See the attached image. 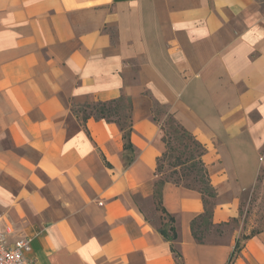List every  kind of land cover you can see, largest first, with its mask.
<instances>
[{
    "label": "crops",
    "instance_id": "crops-1",
    "mask_svg": "<svg viewBox=\"0 0 264 264\" xmlns=\"http://www.w3.org/2000/svg\"><path fill=\"white\" fill-rule=\"evenodd\" d=\"M122 96L129 147L90 114ZM159 108L206 149L204 243V194L171 182L160 231ZM263 170L264 0H0V231L31 264H264V229L231 227Z\"/></svg>",
    "mask_w": 264,
    "mask_h": 264
},
{
    "label": "trees",
    "instance_id": "trees-1",
    "mask_svg": "<svg viewBox=\"0 0 264 264\" xmlns=\"http://www.w3.org/2000/svg\"><path fill=\"white\" fill-rule=\"evenodd\" d=\"M132 105L129 98L122 96L121 99L116 101H111L107 103H98L91 107V115H94L96 118L101 120H106L108 122H115L119 125L121 131L123 132L124 139L126 141V146L129 147L130 145V134L132 132ZM173 121L177 123L178 128L182 130L184 134H186L189 138H192L194 148L198 150V163L201 166V174L199 176H194L190 178L189 174H184L180 177V179H187L186 184H182L181 180L170 181L178 186H183L188 189H193L199 191V193L204 194V202H205V213L198 217L192 223V231L195 239L199 243H204L207 238V234L214 228L212 223V217L214 212V203L211 202V199L216 198L215 191L210 184V180L208 177V172L204 163L202 161V156L204 155L206 149L205 147L199 143L190 133H188L173 117ZM168 149L162 157L158 159V169L157 172L161 169V162L163 159L167 158L168 156ZM195 158L193 155H190V159ZM189 163V160L182 161L181 159H177L175 167L184 166L185 164ZM167 181L158 180L156 182V192H155V199L156 205L159 210L162 211L164 214L162 219L165 221L163 222L162 227L160 228L161 233L166 237L168 240L175 241L178 238L177 229L175 226L176 220L175 218L168 214L162 208V189L163 185ZM169 182V181H168ZM206 196V197H205ZM255 233V232H254Z\"/></svg>",
    "mask_w": 264,
    "mask_h": 264
},
{
    "label": "rangeland",
    "instance_id": "rangeland-1",
    "mask_svg": "<svg viewBox=\"0 0 264 264\" xmlns=\"http://www.w3.org/2000/svg\"><path fill=\"white\" fill-rule=\"evenodd\" d=\"M158 113L159 118L164 119V140L167 143L169 152L167 158L161 162L157 181L173 182L181 180L182 184H186L187 179H180L182 175L189 174L191 178L201 174V166L197 164L198 150L194 148L192 138H189L178 128L177 123L173 121L171 115L167 114L166 109L159 108ZM191 154L195 158L190 159ZM177 159L189 160V163L175 167ZM243 221L247 229L252 228V233H258L264 229V170L253 191L243 196L241 215L238 220L231 224V227H237Z\"/></svg>",
    "mask_w": 264,
    "mask_h": 264
},
{
    "label": "built area",
    "instance_id": "built-area-1",
    "mask_svg": "<svg viewBox=\"0 0 264 264\" xmlns=\"http://www.w3.org/2000/svg\"><path fill=\"white\" fill-rule=\"evenodd\" d=\"M31 241L27 238L10 242L7 234L0 231V264H31Z\"/></svg>",
    "mask_w": 264,
    "mask_h": 264
}]
</instances>
